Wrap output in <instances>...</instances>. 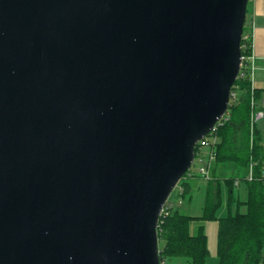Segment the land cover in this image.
Wrapping results in <instances>:
<instances>
[{
	"label": "water",
	"instance_id": "95a60500",
	"mask_svg": "<svg viewBox=\"0 0 264 264\" xmlns=\"http://www.w3.org/2000/svg\"><path fill=\"white\" fill-rule=\"evenodd\" d=\"M249 0H0V264H162L158 226L228 112Z\"/></svg>",
	"mask_w": 264,
	"mask_h": 264
},
{
	"label": "trees",
	"instance_id": "16d2710c",
	"mask_svg": "<svg viewBox=\"0 0 264 264\" xmlns=\"http://www.w3.org/2000/svg\"><path fill=\"white\" fill-rule=\"evenodd\" d=\"M247 36V37H246ZM253 35L244 29L242 56L252 54ZM237 97L229 106L228 112L217 124L213 135L218 138L216 163L207 188L205 213L201 217L192 216L180 210L175 200L166 202L159 220V251L162 264L173 257L184 256L189 264H207L210 255L205 226L199 225L197 233L191 231L195 219H218L219 264H261L264 251V133L260 122L251 132L252 96L259 102L263 90L252 89L247 65L243 63L241 72L233 86ZM254 163L252 180L247 179L250 166ZM202 175L191 169L180 180L178 198L191 199L192 181ZM244 181L248 187V209L240 211V198L236 195ZM228 186L229 214L217 218L216 212L222 201V184ZM171 196V195H170ZM170 198V197H169ZM233 209V211H232ZM163 245L160 246V243Z\"/></svg>",
	"mask_w": 264,
	"mask_h": 264
},
{
	"label": "rangeland",
	"instance_id": "374dc122",
	"mask_svg": "<svg viewBox=\"0 0 264 264\" xmlns=\"http://www.w3.org/2000/svg\"><path fill=\"white\" fill-rule=\"evenodd\" d=\"M249 27L248 24H245V31L248 32ZM210 140H213V137L210 136ZM209 147L205 146L203 148V153L207 154L209 151ZM213 169V168H212ZM211 169V170H212ZM191 170L193 172L198 173V165L193 164L191 166ZM212 177V175H211ZM211 178H207L201 176V178L195 179L192 181V189H191V199L186 198H178L176 199L177 193L180 191V182L175 187L170 196V201L175 200L178 202V207L181 211L188 213L192 216L201 217L205 213L206 200H207V188ZM222 201L218 210L216 212V217H226L229 214L228 207V186L225 181H222ZM236 195L240 198V211L246 212L248 206L246 201H248V187L244 181H240L239 186L236 189ZM233 211V209H232ZM204 225L205 232L208 236V244L210 249V255L207 260V264H219V253H218V229H219V220L218 219H195L191 223V231L193 233H197L198 226ZM163 245V242L160 243V246ZM165 264H189L188 259L184 256L173 257L165 262Z\"/></svg>",
	"mask_w": 264,
	"mask_h": 264
},
{
	"label": "built area",
	"instance_id": "2783aa9c",
	"mask_svg": "<svg viewBox=\"0 0 264 264\" xmlns=\"http://www.w3.org/2000/svg\"><path fill=\"white\" fill-rule=\"evenodd\" d=\"M243 63L247 65L248 73H249L251 83H252V89H255L256 88L255 83H256L257 62H256V56L253 53V50H252V54L246 57L242 56L241 68L243 66ZM240 72H241V69H240ZM236 97H237V93L233 92L232 90L231 97H230V104L232 103L233 100L236 99ZM251 105L253 107L252 114H251V132L253 133L255 124L259 123L260 121L264 119V109L258 108L259 102L254 96H252ZM216 128H217V125L215 126V128L212 130L211 133L206 135L203 139L199 140L195 146V158H194L193 164L198 165V174L204 177H207V178H211V175H212L211 169L214 167V164L216 163L217 154H216L215 145L217 143L218 138L213 135V132L216 130ZM210 136L213 137L212 141L210 140ZM205 146H208L210 148L207 154L203 153V148ZM253 167H254V163L251 164L250 170L247 176V179L249 180H252L254 177ZM236 184L239 185L240 180L236 181ZM263 255H264V251H263ZM261 264H264V257H263V261Z\"/></svg>",
	"mask_w": 264,
	"mask_h": 264
},
{
	"label": "crops",
	"instance_id": "0c3cea01",
	"mask_svg": "<svg viewBox=\"0 0 264 264\" xmlns=\"http://www.w3.org/2000/svg\"><path fill=\"white\" fill-rule=\"evenodd\" d=\"M253 35V53L256 56V83L255 87L263 90L260 100L264 105V0H249L246 25ZM264 133V119L260 121ZM176 206L178 202L175 201Z\"/></svg>",
	"mask_w": 264,
	"mask_h": 264
}]
</instances>
